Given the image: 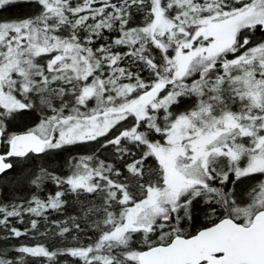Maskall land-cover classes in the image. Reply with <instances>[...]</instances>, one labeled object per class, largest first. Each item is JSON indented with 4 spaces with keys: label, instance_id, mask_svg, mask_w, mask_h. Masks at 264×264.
<instances>
[{
    "label": "snow or ice",
    "instance_id": "1",
    "mask_svg": "<svg viewBox=\"0 0 264 264\" xmlns=\"http://www.w3.org/2000/svg\"><path fill=\"white\" fill-rule=\"evenodd\" d=\"M0 264H264V0H0Z\"/></svg>",
    "mask_w": 264,
    "mask_h": 264
},
{
    "label": "trees",
    "instance_id": "2",
    "mask_svg": "<svg viewBox=\"0 0 264 264\" xmlns=\"http://www.w3.org/2000/svg\"><path fill=\"white\" fill-rule=\"evenodd\" d=\"M28 10L26 8H13L10 12L4 13L5 16H15V15H26ZM23 124H21V128Z\"/></svg>",
    "mask_w": 264,
    "mask_h": 264
}]
</instances>
